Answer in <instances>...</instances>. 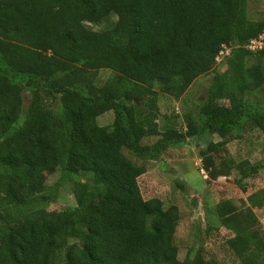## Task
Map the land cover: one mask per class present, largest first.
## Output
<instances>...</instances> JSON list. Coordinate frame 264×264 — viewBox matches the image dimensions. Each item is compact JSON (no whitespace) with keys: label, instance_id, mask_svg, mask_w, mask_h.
<instances>
[{"label":"trees","instance_id":"trees-1","mask_svg":"<svg viewBox=\"0 0 264 264\" xmlns=\"http://www.w3.org/2000/svg\"><path fill=\"white\" fill-rule=\"evenodd\" d=\"M247 5L0 0V264H218L207 262L201 248L179 260V209L143 198L138 178L146 165L124 149L147 162L172 145L216 135L220 141L201 150L209 179L235 171L240 183L264 167L215 156L234 134L264 135V20L249 19ZM110 16L106 29L89 28ZM260 36L261 48L249 49ZM100 70L112 77L99 83ZM208 73L205 99L184 115L186 132H161L156 93L179 98ZM109 111L112 124L100 126L97 118ZM154 136V144L142 143ZM59 162L65 174L81 178L72 186L75 212L52 221L39 192L44 171ZM242 203H216L218 227L234 234L225 243L239 264H264V231L254 212L264 206V188Z\"/></svg>","mask_w":264,"mask_h":264},{"label":"rangeland","instance_id":"rangeland-1","mask_svg":"<svg viewBox=\"0 0 264 264\" xmlns=\"http://www.w3.org/2000/svg\"><path fill=\"white\" fill-rule=\"evenodd\" d=\"M247 15L252 20H264V0H248ZM115 20L114 16L96 24H88L95 31L106 29ZM227 49L217 60L219 64ZM219 71L225 66L217 65ZM112 77L109 70L98 72V82L103 83ZM212 73L199 77L179 98L161 93H156V121L159 130L164 132L167 128L176 129L178 132H186L184 115L196 111V106L205 99L210 85ZM24 109L27 108L30 94L23 95ZM218 102L230 106L232 101L219 97ZM46 105L56 109L58 102L47 100ZM22 115L14 124L13 129L22 123ZM100 126H110L113 122L111 111L97 118ZM159 136L144 138L142 143L152 145ZM218 142L216 135H206L198 139L188 140L183 144H175L164 150L160 157L147 162L132 155L127 149L124 153L136 164L144 163L146 173L138 178L140 191L144 199L154 197L163 201L165 208L172 205L179 209L180 220L175 233V243L178 247V258L183 261L187 254L194 255V249L201 248L203 257L207 262L215 261L218 264H239L232 252L226 246L225 241L234 234L222 227H218L215 216V204L221 200H230L235 206L244 208L242 201L246 197L264 188V167L253 177L237 183L238 174L233 171L227 178L220 177L211 180L203 169L201 150L208 143ZM222 149V150H221ZM215 153L217 159L230 157L235 162L248 160L251 163L264 165V135L258 130H244L240 136L234 134L225 147ZM46 185L39 192L43 199L48 215L52 221H58L74 213L76 204L72 192L74 181L80 176H70L62 171V162H59L52 170L44 171ZM83 178V177H82ZM85 179H90L86 174ZM255 215L261 223L264 231V206L254 209Z\"/></svg>","mask_w":264,"mask_h":264},{"label":"built area","instance_id":"built-area-1","mask_svg":"<svg viewBox=\"0 0 264 264\" xmlns=\"http://www.w3.org/2000/svg\"><path fill=\"white\" fill-rule=\"evenodd\" d=\"M261 41H262V36H260L258 40L255 39V40L250 41L249 46H248L249 49H252V50L260 49L262 46Z\"/></svg>","mask_w":264,"mask_h":264}]
</instances>
